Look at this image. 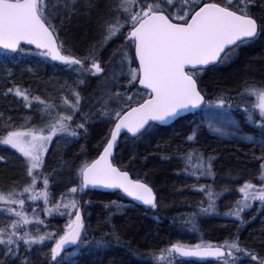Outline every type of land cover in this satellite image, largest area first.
Listing matches in <instances>:
<instances>
[{"label": "snow or ice", "instance_id": "6c2138e0", "mask_svg": "<svg viewBox=\"0 0 264 264\" xmlns=\"http://www.w3.org/2000/svg\"><path fill=\"white\" fill-rule=\"evenodd\" d=\"M72 6H75V0H72ZM104 7L107 13L101 24L102 44L107 45L115 39L123 41V50L113 53L119 62V75L115 67L109 70L113 79L110 88L108 77L102 76L105 68L95 48L89 49L82 58L64 51L60 29L54 23L56 17L49 10L48 0H0V49L16 53L24 52L25 45L35 46L39 56L59 62L77 73L80 84L85 83L89 76L101 78L108 94L100 98V112L110 125L107 134L97 144V158L74 169L78 182L69 187L66 194L60 195L53 208L48 207L51 194L47 191V177L43 179L45 190L36 191V170L43 167L44 156L58 133L77 137V129L88 132V117L76 123L75 128L67 123H75L74 116L80 111L79 92L73 93L75 103L71 105L72 114L58 115L49 124L47 132L44 129L8 130L0 137V146L14 149L23 158L21 162L31 178L19 193L13 190L7 195L0 194V201L19 209H6L16 219L0 228V264H31L25 258L32 250L31 246L42 245L45 240L55 241L49 246L52 264H65L60 257L67 245L86 246L82 205L77 199L78 195L82 199L87 194L86 190H119L132 201L157 209L160 203L154 188L147 181L148 174L145 173L144 177L134 175L131 162L118 164L115 161L114 149L119 146L118 141L139 140L155 130L157 124L167 125L202 106L231 109L232 105L223 95L218 96L214 103L206 102L201 76L212 70L210 66L224 63L237 54L243 46L264 39V0H114ZM108 63H112L111 58ZM7 93L22 97L26 107L32 106L26 91L8 88ZM240 95L254 98L255 102L250 106L245 104L243 113L264 137V85L246 84ZM32 99L39 105H45V101L38 96ZM50 107L46 105L45 111ZM231 123L235 124V121ZM209 130L222 134L219 128L209 126ZM201 133L202 129L197 126L187 135L186 141H198ZM244 140L254 142L252 136L244 137ZM188 146L192 147L191 144ZM261 147L264 148V138ZM193 156L198 161L195 165L192 164ZM180 159L184 162L181 171L188 177H195L197 182L202 176L215 180L214 156L193 149ZM260 159L264 160V156ZM4 160L5 157L0 156V161ZM259 168V187L250 181L244 182L238 189L240 198L229 207L226 216L245 223L242 213L251 209L254 201H259L264 209V163ZM193 188L208 200L207 207L201 202L200 212H215L216 200L223 193L215 192L210 184L198 187L193 184ZM25 194L33 201L43 199V212L47 215H51L53 209L65 210L60 213L68 217L62 235L58 238L55 233L34 235L29 230L28 225L33 220L38 225L44 221L38 215L29 219L25 212ZM112 203L116 204V201ZM32 211L35 213L36 209ZM113 236L119 240L115 232ZM101 243L97 241V245ZM261 243L264 244V240ZM165 254L171 257L169 264H177L178 258V264H208L209 258L215 264H241L242 258H250L249 264H264V255L241 246L239 236L219 244L174 243L161 249L158 259ZM74 255L68 253L69 257Z\"/></svg>", "mask_w": 264, "mask_h": 264}, {"label": "trees", "instance_id": "16d2710c", "mask_svg": "<svg viewBox=\"0 0 264 264\" xmlns=\"http://www.w3.org/2000/svg\"><path fill=\"white\" fill-rule=\"evenodd\" d=\"M71 1L67 0L66 8L61 13L60 22L63 17V23H60V28L56 24L60 35L70 44L73 52L70 54L82 58L91 48H95L99 54L103 45L101 24L107 13L104 6L114 0H77L78 3L74 7L70 5ZM63 43L65 45L64 41ZM24 48V52L17 54L0 50L4 59V62L0 63V71L4 72L3 65L7 63V68L14 75L11 81L6 80V83L1 79L4 75L0 73V115L3 118L0 120V137L8 131L3 127L10 125L5 118L12 115L20 119L24 116L30 118L33 124H43L36 108L39 104L32 98L38 96L44 100L43 107L50 105L53 109L58 108V103L49 100L43 93H56L71 87L65 78L66 74L70 73L67 67H55L50 59L39 56L38 52L28 47ZM233 56L234 59H228L203 74L201 81L207 101L214 103L218 96L223 95L232 105L231 113L234 117L199 110L178 119L170 126H155V130H151L139 140L120 139L115 161L118 164L131 162L134 175L144 177L147 173V181L154 188L160 206L157 209L143 208L126 200L121 193L88 191L82 199L78 195L77 199L82 205L87 244L79 245L63 255L60 259H63L65 264H167L163 263L161 258L158 259L161 249L174 243H197V236L185 230L190 229L189 220L196 217L202 221L201 228L196 224L195 230L197 234L204 236L207 242L219 244L239 236L241 246L264 255V244L261 243L264 240V217L260 215L264 209L258 210L255 207L250 210L248 216L244 212L245 223L225 215L239 198L238 189L244 182L250 181L259 187V166L264 163L260 157L264 156V149L258 144L257 135L260 133L247 124L243 113L245 104L250 106L252 102H244L245 96L242 97L240 93L244 91L246 84L264 85V39H257L243 46ZM28 70L31 74H28ZM109 74L108 80L111 82L112 73ZM77 84H74L72 95L68 94V98L73 105V93L79 92L80 111L74 116V121L80 123L88 117V132L77 129L79 135L70 142L55 139L49 147L41 173L49 179L47 191L51 194L52 207L61 194H66L67 189L78 182L74 169L97 158V144L103 135L107 134L110 126L100 112V98L108 94L104 81L89 76L85 83ZM8 88L26 91L32 106L26 107L22 97L7 93ZM231 121H235V124ZM197 126L202 129L198 141L187 142V135ZM209 126L221 129L222 134L210 131ZM247 136H252L254 142L244 140ZM189 144L192 145L191 148ZM193 149L215 157V180L202 176L203 179L197 182L195 177L191 179L181 171L184 162L180 158ZM0 156L5 157L4 161H0V193L7 195L13 190L19 193L26 186V182H30L21 162L23 158L15 150L3 146H0ZM197 162L196 156H193L192 164ZM193 184H197V187L200 184H210L215 192L224 194L219 200L224 213L222 216L221 213L214 215L213 212H200L202 201L203 206L207 207V198L193 188ZM230 192L235 194L234 201L231 200L233 196H230ZM230 200L232 202L229 203ZM112 201H116V204ZM27 204L33 207L37 203L27 201ZM253 211L255 216H252ZM60 213L61 210L53 209L51 215H42L44 225L49 226L57 238L63 234L68 222V218ZM114 232L119 236V240L113 236ZM97 241L102 243L97 245ZM54 242L51 240L46 247H34L25 258L31 264H52L49 246ZM74 251H78V254L69 257L68 253ZM21 255L25 254L22 252ZM249 261L250 258H242L241 264H247ZM212 263L214 262H208Z\"/></svg>", "mask_w": 264, "mask_h": 264}, {"label": "rangeland", "instance_id": "374dc122", "mask_svg": "<svg viewBox=\"0 0 264 264\" xmlns=\"http://www.w3.org/2000/svg\"><path fill=\"white\" fill-rule=\"evenodd\" d=\"M48 3H49V10L51 11L52 15L54 17H56V19L54 20V23L57 24V26L60 28V26H59V25H61L60 24L61 23L60 22V16H61L62 11L66 8L67 0H48ZM77 3H78V1L75 0V5ZM70 5L72 6V1H71V4ZM60 38H62L63 41L65 42V45L63 43V45H64V51L66 53H68V54H70V52L73 53L72 50L70 49V44L66 42V39L64 37H62L61 35H60ZM63 41L61 40V42H63ZM122 45H123V41L121 39H115L114 41L109 42L107 45H102V47L100 48L99 54L97 53L98 57L102 61V67L105 68V75L108 77V79H109V75H110L109 74L110 73V71H109L110 68L113 69L115 67V69H117L116 70V74L119 75V71H118V69H119V62H118L117 56H113V53L116 52L117 50H121L122 51L123 50ZM75 53H77V52H75ZM83 55H86V54H83ZM232 56L229 58V60H231L232 58L233 59L235 58L234 56L233 57ZM110 58H111V61H112L111 64L108 63V61H109ZM3 62H4L3 56H2V54H0V63H3ZM3 67H5V70H4V72L2 70L0 71L1 75L2 74L4 75V76H2L3 78H1V79H4L5 82L7 83V81H11V79L14 77V75L11 73V71L9 70V68H7L8 67V64L7 63H4ZM55 67H59V66L55 65ZM67 70H69V69H67ZM28 72H29L28 74H31L30 70H28ZM69 72L70 73H67L65 78L67 80L68 86H71V87L67 88L64 91H58L56 93H50V94H46L45 92L43 93L45 96L48 97L49 100H51V101L54 100V102L58 103L57 104L58 105V108L57 107H54V109H53L52 107H50V108H48L45 111V107H43L42 105H36V108H37V110L40 113V121L43 124H41V123L40 124L37 123L38 125L37 124H33L30 118H27L25 116L23 117L21 115L23 118L20 119V118H17V116L12 115V116H9L8 118H5L6 119V122L10 123V125H8L9 127L8 126H4V127L2 126L3 129H8V130H28V129H36V130H39V129H44L45 132H47L49 124L52 123V122H54L58 118V115H69V114H72V108H70V105H72V103L69 101V98H68L69 95L68 94L72 95L71 92H72V89L74 87V84L75 83H78L77 85H79V79H78L77 73H75L73 71H70V70H69ZM6 73L8 75H6ZM10 74H12V75H10ZM108 79H107V84H108V87L110 88L111 85H112L111 82L113 83V81L109 82ZM120 79H121V81H123V77H120ZM35 87H37V86L35 85ZM245 101L252 102V103L255 102L254 98L247 97V96H245L244 102ZM110 103H112V102L110 101ZM203 111H214V112L220 113L221 115L234 117L233 114L231 113L232 112L231 109H226L225 110V109H219V108H216V107H206V108H204ZM103 118H105V117L103 116ZM1 119H3V118L0 115V120ZM246 121L248 122L247 123L248 125L253 126L256 129V131L260 133V134L257 135V140H258V144L261 145V140L264 137H262V134H261L260 129L257 126L253 125L252 123H250L247 119H246ZM67 123L70 125L71 128H75L76 127V125H75L76 123H72V122H67ZM72 125H75V127H73ZM55 139H59V140L65 142V143H67V142H70L72 139H74V137H72L70 135H67V134H59L58 133L56 137H53V142L55 141ZM50 145H49V147H50ZM45 157H46V154L44 156V159H45ZM36 175H37V187H36V191L37 192H42V191L45 190L44 189V185H43V179L46 176H44L41 173V168L36 170ZM26 178L28 179L27 176H26ZM190 178L193 179L194 177H190ZM200 179H203V178L200 177ZM26 181H28V180H26ZM30 181H31V178H30ZM0 194H2V193H0ZM3 195H5V194H3ZM25 195H26V197H25V200H26V203H25V212L29 216V219L31 220L34 216L38 215L39 216V219L42 220V221H44V218L42 216L44 214V212H43V208H44V201H43V199L33 201V200H30V199L27 198V194H25ZM223 195L224 194H222L220 196V198L216 200V205H217L216 211L213 212L212 214L217 215V214L221 213V216H222V214H224V213H222V210H221V207H222L221 202H219V200L222 199V196ZM231 195L233 196L231 198V200L234 201V199H235L234 192H230V196ZM231 200L229 201V203L232 202ZM27 201H31V203L34 202V203H37V204H36V206L30 207L27 204ZM205 201H207V203H208V200L207 199ZM50 204H51V202L48 204V207L49 208H53L52 206H50ZM227 206H228V203H227ZM8 207H17V210H19L18 209V206L8 205V204H5L4 202L0 201V228H2L3 225L9 224L12 219H16L15 217H12V216H10L9 213H7L6 209ZM255 207H257L258 210H261L262 209L261 203L259 201H254L253 202V205H252V209H250V210L255 209ZM33 208L36 209V212L35 213H33V211H32ZM60 210H61V212L62 211H65L63 208H61ZM250 210L249 209H246L245 210V212L247 213V216L251 213ZM258 212L259 211H257V213ZM243 214L244 213H242V216H243ZM254 214H255V211H253L252 216ZM260 215L261 216L263 215V217H264V212L263 213H260ZM63 216L64 217H67L66 215H63ZM252 216H250V217H252ZM196 218H192L191 220H189L188 223L191 224L190 229H188V230L185 229V230L188 233H190L191 235H196L197 236V243L207 242L204 239V236H201V235L197 234V231L195 230L196 224H198L199 227L201 228V222L200 221H202L201 218L200 219L199 218L196 219ZM48 227L49 226L44 225V223L38 225V224L35 223L34 220H33V222L30 225H28L29 230L32 231V233L34 235L35 234L43 235L45 233L52 234L53 233V232H51L52 230H50ZM37 230H39V231H37ZM50 243H51V240H45L42 245H33V246H31V249H34V247H37V246H39V247H46ZM188 245H194V244H188ZM73 253H75L74 256H76L78 254V251H74ZM170 258L171 257H168L165 254L163 256V258H161V260H162L163 263L169 264V261L171 260ZM252 263L254 264V262H252ZM177 264H178V260H177ZM212 264H215V262L212 263ZM247 264H249V263H247Z\"/></svg>", "mask_w": 264, "mask_h": 264}, {"label": "water", "instance_id": "95a60500", "mask_svg": "<svg viewBox=\"0 0 264 264\" xmlns=\"http://www.w3.org/2000/svg\"><path fill=\"white\" fill-rule=\"evenodd\" d=\"M25 46H28V45H25ZM28 47H30V48H32V49H34V50H36V51H39V50H37V49H35V46H28ZM3 50V49H2ZM6 51V50H5ZM8 52H10V51H8ZM11 53H13V52H11ZM17 53V52H16ZM54 63H56V64H60L59 62H54ZM60 65H63V64H60ZM218 65V64H217ZM65 66V65H64ZM216 66V65H215ZM210 67H213V66H210ZM201 109V108H200ZM200 109H197V110H194L193 112H197V111H199ZM193 112H189V113H185L182 117H184V116H186V115H188V114H191V113H193ZM175 121H170L167 125H158V126H169V125H171L172 123H174ZM120 141V140H119ZM119 141H118V144H119ZM116 150H117V148H115L114 149V157H115V153H116ZM88 191H91V192H101V193H116V192H119V190H109V189H94V190H86V192H88ZM123 195V194H122ZM124 196V195H123ZM124 198L125 199H127V200H129V201H131V202H133V203H135V204H137V205H139V206H142V207H146V208H149V207H147V206H144V205H142V204H139L138 202H134V201H132L131 200V198H128V197H125L124 196ZM74 246L73 245H67L66 247H65V249H64V251L62 252V254H61V256L64 254V253H66L68 250H70L71 248H73ZM212 259L211 258H209L208 259V261H211Z\"/></svg>", "mask_w": 264, "mask_h": 264}, {"label": "flooded vegetation", "instance_id": "af4514ba", "mask_svg": "<svg viewBox=\"0 0 264 264\" xmlns=\"http://www.w3.org/2000/svg\"><path fill=\"white\" fill-rule=\"evenodd\" d=\"M254 264H255V262H254Z\"/></svg>", "mask_w": 264, "mask_h": 264}]
</instances>
